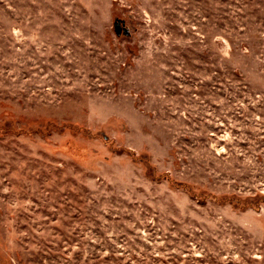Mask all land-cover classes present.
Wrapping results in <instances>:
<instances>
[{
	"label": "rangeland",
	"instance_id": "rangeland-1",
	"mask_svg": "<svg viewBox=\"0 0 264 264\" xmlns=\"http://www.w3.org/2000/svg\"><path fill=\"white\" fill-rule=\"evenodd\" d=\"M0 264H264V0H0Z\"/></svg>",
	"mask_w": 264,
	"mask_h": 264
}]
</instances>
